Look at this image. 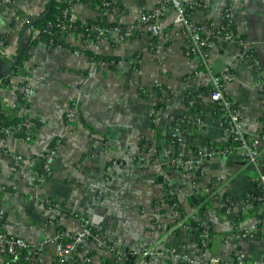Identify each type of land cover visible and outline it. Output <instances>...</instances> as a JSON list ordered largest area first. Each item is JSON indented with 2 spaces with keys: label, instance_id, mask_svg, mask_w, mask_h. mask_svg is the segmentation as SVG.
<instances>
[{
  "label": "crops",
  "instance_id": "obj_1",
  "mask_svg": "<svg viewBox=\"0 0 264 264\" xmlns=\"http://www.w3.org/2000/svg\"><path fill=\"white\" fill-rule=\"evenodd\" d=\"M13 1L24 4L23 0ZM49 1L33 0L31 18ZM114 1L117 9L110 20L126 24L161 0ZM93 11L90 3L84 2L81 16L93 18ZM13 16L9 7H0V34L6 45L0 48V77L8 74L21 47L30 42L27 30H12ZM192 18L197 24L220 22L218 14L206 10H194ZM170 19L171 14L166 26L172 30ZM234 21L236 33L247 38L256 51L258 65L241 60L234 44L218 40L211 41L207 63L213 73L229 70L235 75L224 90L240 110L245 131L256 133L264 125V91L256 87L264 78V0H238ZM178 37L166 44L160 57L149 35L129 39L116 51L104 47L101 54L122 58L114 69L90 65L81 54L76 55L79 42L75 37L68 43L76 46L73 50L32 44L34 49H29V57L19 66L21 77H29L27 108L19 105L13 89L0 87L7 118L25 111L34 128L29 142L15 140L8 146L13 154L23 155V162L0 154V207L6 214L5 229L38 246L30 259L23 257L19 264H65L55 261V244L49 238L58 231L77 232L83 226L128 250L158 242L161 250L184 247L196 255L199 249L189 231H173L167 221L162 231L154 227L153 208L164 181L184 214L197 218L200 208L204 209L201 219L214 231L208 242L211 255L226 259L241 252L246 256L245 264H264V227L252 230L245 240L239 238L255 224L262 210L247 204L241 215L231 211L253 191L256 168L230 149L221 114L207 96V70L200 68L196 58L183 53ZM135 55L134 64L125 60ZM89 66L91 76L87 77ZM155 80L167 93L162 102L151 89ZM70 98L78 100V115L67 124L64 113ZM176 123L181 124L183 134L179 147L189 154L205 155L207 172L196 178L197 182L205 188L213 185L217 195L228 199L229 209L219 213L205 209L191 181L169 165L168 138ZM52 145L49 171L40 181L42 158ZM227 148V153H222ZM47 199L50 204L45 203ZM73 261L118 264L110 251L96 247L90 238L75 250ZM145 262L176 264L155 255ZM0 264H10L2 249Z\"/></svg>",
  "mask_w": 264,
  "mask_h": 264
},
{
  "label": "built area",
  "instance_id": "obj_2",
  "mask_svg": "<svg viewBox=\"0 0 264 264\" xmlns=\"http://www.w3.org/2000/svg\"><path fill=\"white\" fill-rule=\"evenodd\" d=\"M66 6L62 10V22L58 25V32L64 38V42L69 43L71 38L75 36L79 42V48L93 50L95 53H101L104 47L116 51L121 44L136 36L149 35L152 36L153 48L156 49L158 57L166 48V44L170 43L174 35L179 36L183 53L187 57L196 58L199 61V66L207 70L209 75L208 85L210 89L207 96L210 104L216 108L222 117V121L229 134L230 149L239 153L244 160L251 163L257 171L256 183L253 191L248 194L243 200L237 203L236 208L231 210L234 215H241L244 208H248L247 204H251L260 208L261 214L256 219L255 224L249 229L239 234L240 240H245L249 237L252 230H258L264 227V125L263 128L256 133H249L245 131L242 123V115L240 110L234 105L229 95L224 90V85L231 80H235V75L227 70L220 73H213L208 68L207 56L211 41L218 40L223 43H232L238 50V56L241 60L247 61L251 66L258 65L256 58V51L253 49L250 41L245 37H240L239 34L229 29L224 25L221 16L227 19V23L234 27V13L237 7L238 0H221L217 3L216 0H161L152 8L144 11L135 20L130 23L123 24L119 21H111L110 15L115 13L116 4L114 0H99L95 7L91 4L92 0H63ZM24 4L15 3L13 0H0V7H9L13 11L12 30L24 28L29 33L30 50L34 46H47L44 40L39 38V30L35 29L30 24L31 16L29 8L33 0H23ZM84 2H89L94 11L93 18H86L81 16V11ZM228 3V4H227ZM227 4V5H226ZM212 11L218 14L220 22L216 24H197L192 18V14H188V10ZM171 14L172 30L166 26V19ZM99 20L101 25L90 24L87 25V20ZM79 21L80 25H87V37L84 32H78L76 26L71 23ZM90 35L94 37H89ZM264 41V39H263ZM33 44V45H32ZM48 47V46H47ZM61 47V46H58ZM0 48L5 49V38L0 37ZM57 48V47H56ZM76 55H82L84 59L86 56L77 48L74 49ZM151 53H154L151 51ZM136 55L130 60L133 64L136 62ZM87 60V59H86ZM88 64H99V66H106L107 63L92 59ZM87 77L91 76V66L87 67ZM22 68L18 67L17 72L12 76L13 82L7 86L13 89L16 93L20 92L23 99V110L29 104V77H21ZM197 71H194L196 73ZM86 78V77H85ZM161 85L158 81H153L151 89L158 96L159 101H164L167 93L161 90ZM256 87L264 91V78L256 83ZM8 110L6 101L0 96V111L6 112ZM78 115V100L70 98L68 100L66 110L64 113V120L68 124L69 121L75 119ZM20 125L26 128V134L20 138L15 136L19 132L17 126H10L2 128L5 133L4 137H0V154L17 163L23 162L24 158L21 153L13 154L8 150L9 143L19 140L21 143L29 142L33 134V125L27 114L21 112ZM0 120V125H1ZM183 139L182 127L180 123L173 125L168 138V145L171 148V155L169 158V165L179 169L182 176L189 179L190 186L193 192L199 197L201 206L205 209L209 207L215 213L222 211V208L229 209V201L223 198L222 195H217V190L213 187H202L196 180L198 177H203L207 172V163L205 155L203 154H189L179 147ZM224 149L222 153H227ZM54 149L48 150L42 158V165L40 167V174L38 179L44 181L46 173H48L47 161L51 159ZM169 184L167 181L163 182L162 194L155 202L152 214V221L157 230H163L164 221L169 222L170 229L173 231H188L186 227L187 220L191 217L189 214H181L174 208L175 204H169L165 201L167 193L174 194L173 190L166 191ZM195 196V195H194ZM45 203L50 204L47 199ZM217 205L218 209L213 208ZM239 207V208H238ZM224 209V210H225ZM218 210V211H217ZM230 211V212H231ZM5 212L0 207V249H2L8 256L21 255L24 259H30L33 253L37 250V244L28 243L23 238L13 236L5 229L6 217ZM4 222L1 223V221ZM85 238H90L96 247L110 251L118 264H146L147 257L155 255L160 258H166L173 263H189V264H245L246 256L244 253L237 252L230 258H220L213 256L208 252L205 246L208 244L207 235L203 233L202 250L194 256L185 251L184 247L178 249L172 248L170 250L159 249L158 242L140 248L139 250H128L115 241H109L98 233H92L87 226H83L81 230L71 233L68 231L57 232L51 238L55 244V261L64 262L65 264H73L72 257L78 246ZM64 240V241H63ZM9 261H12L9 259ZM252 264H263L260 261H253Z\"/></svg>",
  "mask_w": 264,
  "mask_h": 264
},
{
  "label": "trees",
  "instance_id": "obj_3",
  "mask_svg": "<svg viewBox=\"0 0 264 264\" xmlns=\"http://www.w3.org/2000/svg\"><path fill=\"white\" fill-rule=\"evenodd\" d=\"M98 3H99V0H92V2H91V4L94 7ZM65 6H66V3L63 0H50L47 3V5L45 6V9L40 14H38L37 16L32 17L30 20V24H32L35 29H38L40 31L39 32V38L41 40H44L46 42L47 46L51 49L54 47L61 46V47L67 48L68 50H73L76 47V46H71L68 43L64 42V40H63L64 38L58 32V25H61L62 22H64V20H62V16H61L62 14L61 13H62V10L64 9ZM193 11H194L193 9H189L187 12L189 15H191ZM221 20H222V23L224 25L226 24V26L229 29L231 28V30H233V32H236L234 27L230 26L227 23V19L225 17H223V15L221 16ZM71 24L73 26H76V28H77V30L75 31V35L78 32H84L86 37H87V32H88L87 31V25H90V24L101 25L99 20H92V19L87 20L86 26L80 25L79 21H75ZM239 36L244 37L242 35H239ZM0 37L4 38L1 34H0ZM89 37H94V36L90 35ZM29 48H30L29 42H27L25 45H23L21 47L19 53L14 58V62L12 64V66L10 67L8 74L0 77V87L7 86L11 83L12 76L17 72L18 67L21 66L22 62L29 57V55H30ZM77 49L80 52L85 54L86 59L88 61L95 59V60L106 62L108 68H110V69H114V67L117 65V63L122 60V58L118 55H107V54L95 53L91 49H81L79 47H77ZM128 59L129 58H125V60H127V61H128ZM200 68L203 69V67H201V66H200ZM209 89H210V87L208 85V90ZM17 97H18L19 105L20 106L23 105L22 94L20 92H17ZM7 117L8 116L6 115V112L0 111L1 122L3 120H6V122L4 124L1 123V125H0V137L5 136V133L1 131L2 128L10 127V126H17L19 128V132L16 133L15 136L20 137V138L24 137L26 134V128L23 125H20V117L18 115H14L10 119H8ZM51 149H54L53 145L51 146ZM166 189H167L166 191H169V190H171V187L168 186V187H166ZM165 201L171 205L175 204L174 208L176 210H178L181 214H184L175 194L167 193L165 196ZM224 209H225V207L222 208L223 211H224ZM203 210H204L203 208H200L199 213H197L198 217L197 218H192V217L189 218L185 224L188 231L193 235L195 243L197 244V247L199 250H202L204 248L202 246L203 233H206L208 242H209L211 235L214 233V231L212 230V227L209 226L203 219H201L200 212H202ZM4 216L6 217V214ZM236 219H239V216ZM2 222H4V220H2L1 223ZM88 228L92 233H97L96 231L92 230L90 227H88ZM78 248H79V246L77 247L76 250H78ZM205 248L208 249V244L205 246ZM8 258L12 260V261H9L10 264H19L21 261H23V256H21V255L8 256ZM72 263L74 264L75 262L73 261ZM111 264H114V263H111ZM176 264H189V263L179 262Z\"/></svg>",
  "mask_w": 264,
  "mask_h": 264
},
{
  "label": "water",
  "instance_id": "obj_4",
  "mask_svg": "<svg viewBox=\"0 0 264 264\" xmlns=\"http://www.w3.org/2000/svg\"><path fill=\"white\" fill-rule=\"evenodd\" d=\"M80 118H81V116H80ZM6 122V120H3L2 121V123L4 124ZM192 199L194 200V201H196V199H194L193 197H192Z\"/></svg>",
  "mask_w": 264,
  "mask_h": 264
},
{
  "label": "rangeland",
  "instance_id": "obj_5",
  "mask_svg": "<svg viewBox=\"0 0 264 264\" xmlns=\"http://www.w3.org/2000/svg\"><path fill=\"white\" fill-rule=\"evenodd\" d=\"M173 37H175L174 39H172V41H174L175 39H176V37H177V34L175 35V36H173ZM171 42V41H170Z\"/></svg>",
  "mask_w": 264,
  "mask_h": 264
}]
</instances>
